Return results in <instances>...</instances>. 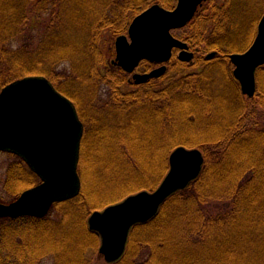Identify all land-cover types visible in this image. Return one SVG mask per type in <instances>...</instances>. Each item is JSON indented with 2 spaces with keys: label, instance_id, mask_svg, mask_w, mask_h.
<instances>
[{
  "label": "trees",
  "instance_id": "16d2710c",
  "mask_svg": "<svg viewBox=\"0 0 264 264\" xmlns=\"http://www.w3.org/2000/svg\"><path fill=\"white\" fill-rule=\"evenodd\" d=\"M154 4L172 10L177 0H0V92L46 77L84 125L80 195L45 218H0V264H91L100 237L89 216L155 190L181 146L202 151L199 178L132 229L115 264H264V66L250 98L230 60L254 42L264 0L203 3L174 33L193 61L174 50L164 75L135 85L113 63L115 41ZM155 67L143 61L138 71ZM0 155L9 159L0 203L9 204L40 178L19 156Z\"/></svg>",
  "mask_w": 264,
  "mask_h": 264
},
{
  "label": "water",
  "instance_id": "95a60500",
  "mask_svg": "<svg viewBox=\"0 0 264 264\" xmlns=\"http://www.w3.org/2000/svg\"><path fill=\"white\" fill-rule=\"evenodd\" d=\"M177 1L173 10L158 4L149 7L134 18L127 35L117 38L113 63L132 74L134 84L164 75L175 49L181 61L193 60L189 45L176 38L173 31L186 27L208 0ZM215 55L210 53L207 58ZM144 60L160 66L150 72H136ZM230 60L242 93L254 97L256 71L264 65V15L250 48L231 54ZM83 135L84 125L74 103L46 77L27 76L6 85L0 92V151L21 157L40 183L15 201L0 203V218H44L55 204L78 197L82 189L78 168ZM203 166L201 150L178 147L170 155L167 175L154 191H140L93 212L88 226L100 237L99 253L104 260L109 264L120 261L132 228L152 220L172 195L199 178Z\"/></svg>",
  "mask_w": 264,
  "mask_h": 264
},
{
  "label": "rangeland",
  "instance_id": "374dc122",
  "mask_svg": "<svg viewBox=\"0 0 264 264\" xmlns=\"http://www.w3.org/2000/svg\"><path fill=\"white\" fill-rule=\"evenodd\" d=\"M174 33H175V31L173 32V35L175 36ZM191 51H193V50H191ZM178 54L179 53L177 52V54H176L177 57H178ZM197 55H199V54H197ZM115 58H116V56H115ZM8 160L9 159L6 155H0V189L1 190H2V186H3V180L5 179L6 164H7ZM99 249H100V244H99V248L97 251H93L89 254L91 264H109L104 260L103 256L99 253ZM39 264H54V258L51 256L46 257Z\"/></svg>",
  "mask_w": 264,
  "mask_h": 264
}]
</instances>
